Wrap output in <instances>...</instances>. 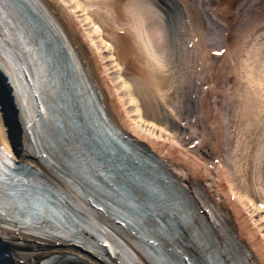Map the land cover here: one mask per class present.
I'll use <instances>...</instances> for the list:
<instances>
[{"label":"bare ground","instance_id":"bare-ground-1","mask_svg":"<svg viewBox=\"0 0 264 264\" xmlns=\"http://www.w3.org/2000/svg\"><path fill=\"white\" fill-rule=\"evenodd\" d=\"M16 2L23 7L14 22L23 23L14 31L20 32L27 47H35L41 51L40 60L45 64L39 71L44 72L49 66V61L53 63V70H48L49 74L46 77L57 82L56 85H45L49 115L42 124L43 131L40 136L44 143L39 144L43 145L40 148L41 153L48 155L52 153L50 161L60 165L59 159H53L57 149L52 148L49 142L58 146V142L71 140L75 134H78L80 128L85 126L90 131H95L97 127L106 129L125 147L135 153H141L142 157L145 156L155 164V167H151L163 182L181 193L191 202L193 208L201 213L189 226L183 225L179 220L172 222L171 232L174 236L171 243L178 254L187 257L185 264H264V238L242 208L238 207V211L234 213L227 211L229 203L225 201H227L228 188L221 175L214 176L212 172H208L204 167L206 163L201 158L194 157L190 152L182 154L178 148L159 139L156 134L145 132L147 125L152 126L148 129L154 133L155 129L163 131L168 128L158 124L157 119H162L166 125L170 124L173 118L175 119L174 110L165 109L162 105L167 77L162 73L164 64L158 49L161 40L169 35L170 55L176 58L179 67L192 63L200 49H203L202 44L196 41L192 33L193 16L188 14L184 1L119 0L122 5L119 13L108 6L107 0H62V2L61 0H16ZM223 3H227L229 8L232 7V0H222L220 5ZM102 4L104 6H101ZM66 7L70 8L72 15L64 13L63 8ZM124 8L127 14L130 13L135 18L134 27L130 32L122 30L124 28L121 24L128 25L124 23L125 17L122 13ZM69 16H72L71 19ZM79 16L84 18L77 20L75 17ZM88 25H91L92 31L89 30ZM81 29L89 31L83 33ZM83 34L88 35L86 39L82 38ZM94 36L100 37L99 41L107 47L105 50L112 52L118 69L124 66L127 68L123 70L125 74L121 73L124 75L122 91L130 93V97L133 96L131 104L136 107L140 117L141 124L138 126H134V122L127 119L128 111L124 110L125 104L117 102L115 93L117 90L111 83L105 84L99 75L94 55L98 57L102 44L95 42ZM95 45L96 48L93 47ZM131 57L138 64L143 60L145 67H135ZM3 66L5 77L16 80L18 87L26 91L24 80L19 78L17 63L0 61V69ZM128 66L131 68V74L127 71ZM70 70L72 72L67 73ZM63 73H66L68 78L64 79L66 76ZM33 75L36 77L37 73ZM39 77L38 80L29 79L40 85L43 80L41 75ZM67 79L71 81H66ZM63 91L69 94L65 101L70 102L69 108L60 111L58 104L64 106L67 104L62 103L65 102L61 96ZM177 91L181 95V90ZM5 92L0 86V142L19 162L21 169H26L24 166L27 165L29 172H34L33 175L42 183H58L62 173L50 171L40 158L35 157L30 144L27 123L32 106L29 105L28 110L23 106L18 107L19 100L16 101L15 98L14 103L10 105L7 98L10 95ZM102 108L106 113L102 112ZM145 112L152 115L156 121L152 124L147 122ZM104 114L108 120L104 118ZM180 155L183 156L180 158ZM191 162L195 165H189ZM197 163L200 164L199 167ZM185 164L189 166L188 171H181L182 167L186 168ZM30 166L32 168H29ZM212 178L214 182L208 183ZM214 194L221 196V199L215 200ZM85 207L88 205L86 204ZM253 210L258 213L264 212L260 207ZM92 212L101 227L105 228L107 225L111 228V232L107 231L110 236L106 237L112 241L111 237L115 236L135 250L138 236L133 237L131 230H129L130 237L125 235L117 225L111 223L109 225L97 210L92 209ZM12 218L16 219V216ZM12 226L13 229L10 228ZM2 227L3 225L0 224V247L10 254L9 259L4 261L7 264H43L47 261L50 264H112L109 253H104L105 249L102 247L99 252L95 248L85 251L63 243L64 239L61 236L52 240L51 237L29 235L20 224L11 225L9 228ZM48 229L47 227L44 230L48 231ZM6 233L10 238H4L3 234ZM76 242L80 243L79 240ZM149 264L154 262L149 261Z\"/></svg>","mask_w":264,"mask_h":264},{"label":"rangeland","instance_id":"rangeland-1","mask_svg":"<svg viewBox=\"0 0 264 264\" xmlns=\"http://www.w3.org/2000/svg\"><path fill=\"white\" fill-rule=\"evenodd\" d=\"M183 1L188 14L193 16L192 33L203 49L192 63L179 67L176 58L170 55L169 35L161 40L158 49L164 64L162 73L167 77L162 105L174 110L175 119L167 125L157 119L158 124L168 128L155 129L154 133L148 129L152 126L147 125L145 132L156 134L182 154L190 152L201 158L208 172L221 175L228 188L227 211L234 213L238 207L242 208L264 238V212L253 210L257 207L264 210L261 207L264 204V0H232L231 8L227 3L220 5L222 0ZM63 11L72 15L70 8ZM122 13L124 23H128L127 27L121 24L122 30L130 32L135 18L125 8ZM75 18L81 20L84 16ZM88 27L92 31L91 25ZM89 30L81 29L83 33ZM81 36L86 39L88 35ZM99 39L94 36L95 42L102 44ZM100 46L98 57L93 53L99 75L105 84L109 82L117 90V102L125 104L127 119L138 126L141 123L136 107L131 104L133 96L122 91L123 70L127 68L123 64L124 68L118 69L112 52L105 50L106 45ZM218 52L224 55H216ZM134 66L145 67V62L142 60ZM127 71L131 74L130 67ZM177 90H181V95ZM152 117L145 112L151 124L156 121ZM197 139L200 144L192 148ZM185 166L180 170L188 171V164ZM212 179L208 183L212 184ZM213 198L217 200L221 196Z\"/></svg>","mask_w":264,"mask_h":264},{"label":"snow or ice","instance_id":"snow-or-ice-1","mask_svg":"<svg viewBox=\"0 0 264 264\" xmlns=\"http://www.w3.org/2000/svg\"><path fill=\"white\" fill-rule=\"evenodd\" d=\"M107 3L117 13L122 9L119 0ZM22 7L16 0H0V53L15 50L17 39L27 47L20 32L14 31L23 23L14 22ZM35 78L39 79V71ZM33 143H37L35 137ZM49 144L57 149L53 159H59L62 165L58 183L45 184L35 176L24 179L14 175L13 169L18 167L15 159L0 150V215H26L37 227L52 221L49 227L54 225L56 234H64L63 243L85 251L95 248L99 252L102 247L112 264H185L187 257L178 254L171 243L172 222L179 220L189 226L201 213L163 182L141 155L100 127L90 131L85 126L71 140L58 142V146ZM198 144L199 139L191 147ZM42 147L38 145L37 150ZM215 163L219 164V160ZM92 209L101 214L107 209L118 225L131 229L132 236L139 237L135 250L115 236L111 237L113 243H106L104 238L110 233L96 222ZM76 240L80 243L73 244Z\"/></svg>","mask_w":264,"mask_h":264}]
</instances>
